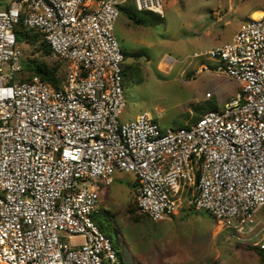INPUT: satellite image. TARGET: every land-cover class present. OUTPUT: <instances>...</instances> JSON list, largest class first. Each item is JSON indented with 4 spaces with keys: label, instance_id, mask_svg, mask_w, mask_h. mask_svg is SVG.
<instances>
[{
    "label": "built area",
    "instance_id": "obj_1",
    "mask_svg": "<svg viewBox=\"0 0 264 264\" xmlns=\"http://www.w3.org/2000/svg\"><path fill=\"white\" fill-rule=\"evenodd\" d=\"M128 1L0 0V264H126L92 219L95 182L111 185L116 172L137 179L138 209L151 222L176 215L194 188L189 207L260 235L252 245L264 253V13L206 53L241 84L236 98L163 131L149 113L120 121L116 24ZM134 2L164 16L162 0ZM20 21L69 63L60 89L38 77L16 81Z\"/></svg>",
    "mask_w": 264,
    "mask_h": 264
},
{
    "label": "rangeland",
    "instance_id": "obj_2",
    "mask_svg": "<svg viewBox=\"0 0 264 264\" xmlns=\"http://www.w3.org/2000/svg\"><path fill=\"white\" fill-rule=\"evenodd\" d=\"M126 6L145 25H134L125 15L116 24L122 51L143 54L121 65L122 70L129 68L121 122L149 113L163 131L186 127L211 108L222 110L241 92V84L218 74L220 62L206 53L230 43L255 11H264V0H162L163 17L139 12L134 0ZM21 48L25 59L33 58L32 47ZM47 62L65 65L54 56ZM20 77L26 79L27 74ZM115 178L108 186L95 182L99 202L92 219L114 243L124 246L126 264H262L252 245L260 235L238 234L208 212L189 207L194 188H185L182 208L174 218L153 223L138 209L132 175Z\"/></svg>",
    "mask_w": 264,
    "mask_h": 264
},
{
    "label": "trees",
    "instance_id": "obj_3",
    "mask_svg": "<svg viewBox=\"0 0 264 264\" xmlns=\"http://www.w3.org/2000/svg\"><path fill=\"white\" fill-rule=\"evenodd\" d=\"M139 12H144V11H139ZM121 15L127 16V18L134 25L137 26L145 25V20L141 16H139L137 12L128 8L126 4L120 6V16ZM15 32H16V46L22 53V59H21L22 71L19 74V76L16 78V81L24 82V81H29L34 77H38L41 81L48 83L54 89H60L68 73L66 71V62L56 58L64 62L65 65H63L61 62H55L49 64L47 62V59L53 56V52L50 46L45 41L44 36L41 33L36 32L34 30L26 29L22 21H20V23L16 26ZM22 45H27L33 48L31 53L33 58L31 57L29 59L24 58L21 48ZM123 54L125 60L128 59L129 57L140 58L143 56V54L140 52L130 53V54L123 52ZM128 70L129 68L122 70L123 86H125L124 85L125 78L128 75L127 73H129ZM22 73L27 74L26 79H22L20 77ZM209 110H217V109L211 108ZM198 114L200 115L202 114V112H199ZM200 118L201 116L196 118L195 122L198 121ZM114 246L119 260L126 263L127 258L123 247L121 245H117L116 243H114ZM258 253L261 257L262 264H264V253L260 250H258Z\"/></svg>",
    "mask_w": 264,
    "mask_h": 264
},
{
    "label": "crops",
    "instance_id": "obj_4",
    "mask_svg": "<svg viewBox=\"0 0 264 264\" xmlns=\"http://www.w3.org/2000/svg\"><path fill=\"white\" fill-rule=\"evenodd\" d=\"M255 12H260V13H262V15H263V13H264V11H255ZM254 12V13H255ZM208 95V94H207ZM207 97H209V95L207 96ZM120 173H124V172H116L115 173V175H114V179H116L115 177L118 175V174H120ZM127 174H129V173H127ZM130 175H132V174H130ZM132 177H133V182H132V187L134 188V190L137 192V190H138V187H139V184H138V181H137V179L132 175ZM104 186H105V184H104ZM179 213V212H178ZM177 213V214H178ZM176 214V215H177ZM176 215H174L172 218H174ZM171 219V218H170ZM169 220V219H168ZM81 238H76V241H81L80 240Z\"/></svg>",
    "mask_w": 264,
    "mask_h": 264
},
{
    "label": "bare ground",
    "instance_id": "obj_5",
    "mask_svg": "<svg viewBox=\"0 0 264 264\" xmlns=\"http://www.w3.org/2000/svg\"><path fill=\"white\" fill-rule=\"evenodd\" d=\"M261 16H262V13H260V12H255V13L252 14V17H253V18H259V17H261ZM165 62L169 63L170 61L167 60V59H165ZM207 96H208V95H207Z\"/></svg>",
    "mask_w": 264,
    "mask_h": 264
}]
</instances>
